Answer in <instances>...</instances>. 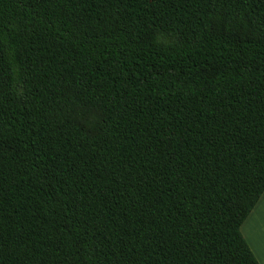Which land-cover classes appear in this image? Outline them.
Returning <instances> with one entry per match:
<instances>
[{"label": "trees", "instance_id": "trees-1", "mask_svg": "<svg viewBox=\"0 0 264 264\" xmlns=\"http://www.w3.org/2000/svg\"><path fill=\"white\" fill-rule=\"evenodd\" d=\"M264 0H0V264H259Z\"/></svg>", "mask_w": 264, "mask_h": 264}, {"label": "crops", "instance_id": "crops-1", "mask_svg": "<svg viewBox=\"0 0 264 264\" xmlns=\"http://www.w3.org/2000/svg\"><path fill=\"white\" fill-rule=\"evenodd\" d=\"M241 232L259 264H264V194L242 225Z\"/></svg>", "mask_w": 264, "mask_h": 264}]
</instances>
